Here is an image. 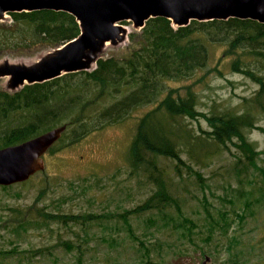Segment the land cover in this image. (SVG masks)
I'll return each mask as SVG.
<instances>
[{"label":"trees","instance_id":"trees-1","mask_svg":"<svg viewBox=\"0 0 264 264\" xmlns=\"http://www.w3.org/2000/svg\"><path fill=\"white\" fill-rule=\"evenodd\" d=\"M79 33L78 20L66 10L12 11L0 21V50L56 46ZM128 37L134 45L126 56L99 57L91 70L65 72L44 81L25 83L14 91L0 88V147L62 123L66 128L56 142H76L91 131L122 121L132 111L153 104L137 119L128 158L130 172L145 171L154 188L130 208L104 213L52 212L38 204L39 195L37 201L24 208L2 207L10 212L0 213V227L19 234L30 224L42 228L50 227L52 221L62 223L74 235H58L57 244L75 253L76 264H87L83 256L93 236V224L103 225L111 220V227L119 229V223L126 226L139 253L135 262L122 264H162L153 259L164 261L172 252H184L187 243L200 253H217L218 258L225 250L227 255L220 256L219 264L248 263L260 253L249 243L245 224L255 216L253 205L264 202V165L257 163L264 149H258L256 141L248 137L250 129L259 127L257 121L264 114V22L238 17L192 19L174 27L169 18L154 16L139 30L130 31ZM226 68L250 79L256 87L249 94L240 95L234 107L210 112L198 109L199 87L210 86L209 80L214 76L229 79ZM199 117L209 128L200 127V132L195 133L184 120ZM228 143L237 149L232 161L240 184L234 188L237 198H226L230 204L226 208L224 204H210L203 195L204 214L189 216L182 210L186 196L173 188V178L167 168L158 164L159 157L174 159L179 176L186 166L204 193L202 174L186 162L183 153L204 166L223 149L230 150ZM246 183L253 186L245 188ZM227 186L232 187L230 183ZM133 216H142L145 221L140 232L131 223ZM73 226H79L81 231L72 230ZM103 239L108 241L104 236ZM6 240L14 244L12 251L17 250V236L9 235ZM112 241L109 243L113 244L115 238ZM9 251L0 245V264ZM33 253L42 255L43 251L35 248ZM27 263L32 262L27 259Z\"/></svg>","mask_w":264,"mask_h":264},{"label":"rangeland","instance_id":"rangeland-1","mask_svg":"<svg viewBox=\"0 0 264 264\" xmlns=\"http://www.w3.org/2000/svg\"><path fill=\"white\" fill-rule=\"evenodd\" d=\"M121 23L127 27L126 33L122 34L115 43L109 41L104 43L97 56L113 55L120 58L128 54L134 45L128 33L137 29L130 21L124 20ZM51 49L52 46L36 45L23 50H0V64L6 60L32 63ZM225 70V76L229 79L214 76L209 80L210 86L195 85V88L199 87L201 93L200 101L197 103L198 109L210 112L225 107H234L239 102L240 95L249 94L251 89L256 87L255 83L240 73L232 72L228 68ZM0 88L8 91L14 89L9 83V76H0ZM152 105H144L132 111L131 115L122 121L106 124L76 142L66 143L67 140L56 142L53 150H47L43 154L44 169L37 171L24 182L11 184L7 188H2L0 185V213L9 211L2 209L5 206L27 207L37 201L36 198L39 195L40 203L38 204L45 205L52 212L104 213L134 206L154 188V184L147 178L145 171L130 172L128 158V147L137 119ZM184 121L194 129L195 133L200 132V127L209 128L207 122L201 117L185 118ZM257 124L259 127L250 129L248 137L256 141L257 148L262 150L264 149V114L260 116ZM228 144L230 150L223 149L204 166L190 159L186 152L183 153L186 162L202 174L205 183L204 193L200 182H196L194 174L187 172L186 166L182 167V176H179L174 169V159L159 157L158 164L167 168L173 178V188L178 194L186 196L187 203L182 210L189 216L197 218L204 214L201 204L203 195L210 204L214 206L224 204L226 208H230L226 198H237L238 191L234 188L238 189L240 184L238 176L233 171L232 163L235 159L233 153L237 152V149L234 145ZM257 163L264 165L263 152L257 158ZM228 183L232 187H228ZM251 186L253 184H245V188ZM210 209L214 211L212 206ZM253 209L256 210L255 216L251 217L252 220L248 218L249 221L245 224V228L249 229L247 234L250 238L249 243L255 245L254 250L260 255L252 256L246 264H264V202L259 205L254 204ZM112 223V220L105 221L103 225L93 224L90 228L93 236L91 235L92 238L88 241L87 250L83 256L85 263L122 264L135 262L138 259L139 253L128 237L126 226L119 223L120 228L118 229L111 227ZM131 223L137 227L135 228L137 232H140L146 225L142 216H133ZM235 224L233 223V226ZM72 230L81 231L79 226H73ZM0 234H4L0 236V245L10 250L2 259L1 264H28L27 259L32 262L30 264H76L75 253L57 244L58 235L64 234L72 237L74 235L71 229L62 223L52 221L50 227L42 228H36L30 224L26 230L20 229L19 234L0 227ZM9 235L18 238V242H15L18 248L15 251H12L14 244L6 240ZM156 235L160 236V233L156 232ZM103 236L108 241L104 240ZM112 237L115 241L110 244ZM243 237L246 238V236ZM147 238L146 243H149ZM199 243L202 244L201 241ZM187 246L186 251L172 252L164 261L159 257H155L153 261L160 260L162 264H202L205 260L204 264H219L220 256L227 255L223 250L218 258L216 252L215 255L210 256L208 253L203 254L193 249L189 243ZM35 248H41L43 254L33 253ZM248 249L247 244L246 250Z\"/></svg>","mask_w":264,"mask_h":264},{"label":"water","instance_id":"water-1","mask_svg":"<svg viewBox=\"0 0 264 264\" xmlns=\"http://www.w3.org/2000/svg\"><path fill=\"white\" fill-rule=\"evenodd\" d=\"M35 9H61L72 13L80 33L56 46L32 63L3 61L0 76H9L12 91L25 83L54 78L65 72L96 66L106 42L115 43L126 33L121 22L130 21L139 30L147 19L165 16L175 26L192 19L252 18L264 22V0H0V20L9 12ZM95 65L92 67V65ZM58 124L17 143L0 147V185L27 180L44 169L43 154L65 130ZM205 260H203V264Z\"/></svg>","mask_w":264,"mask_h":264}]
</instances>
